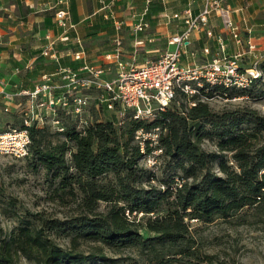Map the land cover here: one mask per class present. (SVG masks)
I'll use <instances>...</instances> for the list:
<instances>
[{
  "label": "trees",
  "instance_id": "trees-1",
  "mask_svg": "<svg viewBox=\"0 0 264 264\" xmlns=\"http://www.w3.org/2000/svg\"><path fill=\"white\" fill-rule=\"evenodd\" d=\"M67 62L78 67L75 60ZM257 66L262 78L236 89L238 94L264 81V55ZM231 88L204 83L190 95L178 88L169 105L143 119L127 113L122 123L110 115L80 128L66 123L50 131L45 121L22 120L18 129H26L30 138L28 165L44 172L52 198L73 199L75 213L63 220L37 214L36 220L19 221L0 237V264H14L19 254L35 264H114L117 258L104 250L125 249L136 250L150 264H204L191 260L196 250L189 220L228 218L264 201V114L249 106L214 111L200 98L229 95ZM62 113L72 114L60 109L54 119ZM155 127L157 144L144 139L141 149L136 130ZM204 139L216 150L203 148ZM156 147L161 149L159 178L140 163ZM57 238H67V244ZM84 242L92 244L89 251L80 249ZM204 261L240 264L211 256Z\"/></svg>",
  "mask_w": 264,
  "mask_h": 264
},
{
  "label": "built area",
  "instance_id": "built-area-1",
  "mask_svg": "<svg viewBox=\"0 0 264 264\" xmlns=\"http://www.w3.org/2000/svg\"><path fill=\"white\" fill-rule=\"evenodd\" d=\"M192 1L188 0L182 9L173 11L166 15L169 19L179 20L183 28L171 34L167 38V47L159 50L155 59L144 61L140 64L122 59L121 40L117 35L113 38L115 48L113 53L106 54L108 65L103 67L86 60L84 46L76 30V24L72 20L71 12L67 5H63L65 0H58V6L54 9L53 19L55 26L59 29L56 35L46 32L45 43L41 53L51 56L57 60L53 49V43L57 40L75 45L71 51L72 58L78 61V67L72 68L70 65H60L51 73H43L30 91L21 90L19 93L28 94L30 105L37 109L35 118L42 122L40 115L43 108H48L52 113L56 111V106L66 113L80 115L87 105L89 95L78 94L79 88H95V107L104 104L109 110L114 111L119 122L130 113L132 118H145L157 109L169 105L175 96V91L179 88L185 93H193L197 86L205 84H218L225 87L242 88L250 85L258 77L262 78V70L257 66L256 60L250 66H244L240 60L246 50L241 47L247 46V51L252 52L255 44L242 36L241 30L232 19L224 16L223 26L228 33V37L233 41L236 49L228 53L226 41L222 34H215L210 25V15L214 11H222L221 0H200L201 6L194 12ZM150 0H145V6L141 12H132L131 16L137 18L131 24L130 31L137 36L141 31H145L149 22L144 19V14L148 9ZM115 11L108 14L115 18ZM115 29L118 31L122 26V21L114 20ZM193 32H205V45L202 47L204 60L199 63L183 64L181 57L186 53V46ZM215 40L217 44L212 50L210 41ZM142 39L135 38L134 43L139 46ZM174 45L170 48V45ZM169 46V47H168ZM114 63L115 75L110 78L102 76L103 72L109 68V64ZM82 73V74H80ZM58 75L60 82L54 81L52 76ZM55 77V76H54ZM194 81V86L191 85ZM8 96V94H6ZM8 104H6L7 106ZM47 110V109H46ZM59 122L58 119H52ZM83 127L87 120H80ZM24 122L28 124V120ZM62 128V127H61ZM158 130V127H155ZM154 133L157 137V131ZM140 132H148L139 128L136 130V137ZM155 137V136H153ZM152 140L151 138H148ZM144 140V139H143ZM143 140L140 141L141 149ZM30 138L26 129L11 128L5 132H0V152L13 153L17 156H24L28 151ZM155 143L157 140L155 139ZM158 150L161 151L160 148ZM264 175V166L260 170ZM264 189V186L262 187Z\"/></svg>",
  "mask_w": 264,
  "mask_h": 264
},
{
  "label": "rangeland",
  "instance_id": "rangeland-1",
  "mask_svg": "<svg viewBox=\"0 0 264 264\" xmlns=\"http://www.w3.org/2000/svg\"><path fill=\"white\" fill-rule=\"evenodd\" d=\"M140 1L142 2V0ZM118 3H120L119 0L112 2L110 5L111 8L116 9ZM101 14L103 13H97L92 17L100 18V16H102ZM128 32L129 34H125L124 44L122 43L123 50L120 55L122 59H127L133 62V64H139L157 57H146V53L142 51L141 47H137L138 50L134 53L132 49L134 48L133 39L135 35L132 34L131 31ZM139 34L140 33H138V36ZM45 43H47V40ZM254 44L255 49L252 52L247 51L248 49L245 44L241 46L246 50V53H244L240 60L241 64L244 66H250L254 61L264 55V37ZM82 45L84 46L83 41ZM258 45L259 49H256ZM173 46V44L170 45V48H173ZM74 47L75 45L71 42L64 43L57 40L53 43V49L58 57L57 60L53 59L48 54L45 55L41 53V56L47 58L50 63H52L53 60V62H55L53 66L55 68L58 64L68 65V60H74L71 55V51ZM42 48H44V46L41 47V50ZM87 58L91 60V63L100 64L103 67L108 65L105 57L98 58L96 56H87ZM114 75V66L113 63H110L109 68L103 72L102 76L110 78ZM54 76L56 79H54ZM54 76H52V79L60 82L58 81L61 80L60 77L58 75ZM236 89L240 88H231L228 93L229 95L212 94L208 97L201 95L200 98L207 100L214 111L231 110L236 107L249 106L264 114V81L258 80L252 86L251 92H246L243 95L238 94L237 92L239 90L237 91ZM19 92L21 91H0V97H2L3 101H0V132H3L2 130H9L11 126L18 128L20 122L25 119H27L29 123L34 119L37 120V123H42L38 118H35L37 109L35 104L33 106L30 105V96ZM79 93L90 96L87 105L83 108L80 115L74 113L65 115L62 113L61 115L59 114L61 116L59 122H53L52 119H54L58 110L61 108L56 106L55 113H52L48 108H43L40 115L42 116V121H45V123L49 125L50 131L62 130L66 123L74 124L77 128H80L81 126L79 125L83 124L80 120H87V122H90L94 119H103L110 115H115L114 111L100 106L101 104L99 108L95 107V88H79L78 94ZM6 94H8V96ZM188 95L190 94L188 93ZM6 104L8 105L6 106ZM122 122H124L123 119L120 123ZM156 131L158 132V130ZM154 132V128L150 129V133L137 132L139 137L135 135V138L138 139L139 142L143 139L151 138L150 144L155 146L157 144L155 143L157 137ZM202 147L206 150H216L213 141L208 139L202 140ZM159 153L160 150L156 147L153 153L145 154V156L140 159V163L147 170L154 172L155 178L156 176L158 178L161 177L162 163H160V156H157ZM36 169L37 170H34L28 165L25 156L0 152V237L7 235L19 221L25 219L36 220L37 214L45 218L63 220L75 213L73 199L67 197L64 199L65 201H62L58 197L52 198L44 172L39 167ZM166 170L167 173H170L168 169ZM153 182L158 184L157 179H153ZM189 222L190 233L194 239L193 247L196 250V257H191V260H193L192 262L199 261L200 263L205 262L204 264H206L204 257L211 256L213 259H225L229 262L234 261L240 264H264V201L245 206L228 218L215 217L210 222H200L191 219ZM57 239L60 243L64 245L67 244V238ZM91 246V243L84 242L81 243L80 249L89 251ZM104 251L107 256L117 258L114 264H131L133 261L134 263L138 261L140 264H150L146 261L144 256L134 249H125L119 252L110 250ZM14 264L35 263L19 254L15 255ZM172 264L181 263L172 261Z\"/></svg>",
  "mask_w": 264,
  "mask_h": 264
},
{
  "label": "crops",
  "instance_id": "crops-1",
  "mask_svg": "<svg viewBox=\"0 0 264 264\" xmlns=\"http://www.w3.org/2000/svg\"><path fill=\"white\" fill-rule=\"evenodd\" d=\"M114 1L65 0L63 3L69 7L77 33L84 42L86 60H88L87 56H96L105 57L106 62L109 61L106 54L113 53L115 48L113 38L117 35L121 40L122 51L125 34H129L131 24L137 20L131 16V13L143 11L145 6V0L142 2L119 0L120 3L114 10L110 6ZM186 2L188 0H150L144 14L149 26L145 31L139 32V36L137 34L134 37L132 51L136 53L137 47H141L146 57H156L159 50L165 49L168 36L183 28V24L179 20L169 19L164 14L169 15L173 11L182 9ZM221 2L223 10L212 12L209 21L214 33H221L227 41L228 53H232L236 47L223 26L224 16L229 17L239 26L245 40L249 38L251 42L257 43L264 37V0H221ZM56 6L58 0H0V91H30L43 73H51L55 69L53 60L50 63L47 58L41 56V47L45 44L47 31L54 36L59 30L53 19ZM156 6H159V10L154 12L153 8ZM200 6V0L192 1L194 12L198 11ZM111 10L115 11V18L108 14ZM100 12L103 13L100 18L92 17ZM115 19L122 21L118 31L114 26ZM204 33L193 32L186 46V53L181 57L183 64L199 63L204 60L202 54V47L206 41ZM135 38L142 39L143 42L136 46ZM210 43L213 50L217 42L211 40ZM256 49H259V45ZM38 58H44V61ZM75 62L78 64V61ZM0 101L3 102L2 97Z\"/></svg>",
  "mask_w": 264,
  "mask_h": 264
}]
</instances>
